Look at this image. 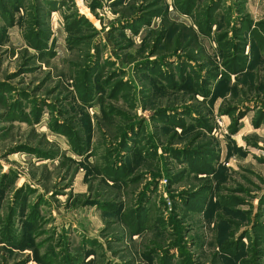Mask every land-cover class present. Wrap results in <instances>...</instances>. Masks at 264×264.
<instances>
[{
  "label": "rangeland",
  "instance_id": "obj_1",
  "mask_svg": "<svg viewBox=\"0 0 264 264\" xmlns=\"http://www.w3.org/2000/svg\"><path fill=\"white\" fill-rule=\"evenodd\" d=\"M0 264H264V0H0Z\"/></svg>",
  "mask_w": 264,
  "mask_h": 264
}]
</instances>
